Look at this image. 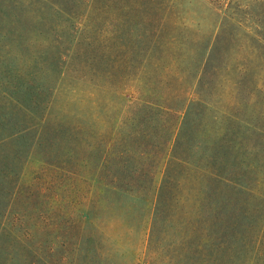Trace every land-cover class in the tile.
<instances>
[{
	"label": "rangeland",
	"instance_id": "374dc122",
	"mask_svg": "<svg viewBox=\"0 0 264 264\" xmlns=\"http://www.w3.org/2000/svg\"><path fill=\"white\" fill-rule=\"evenodd\" d=\"M51 1L26 0L22 9H44L47 5L68 10L74 18H65L67 21L61 20L60 25L65 31L70 26L76 28L81 42L95 44L108 56L106 69L120 80L113 81L119 88L113 87L123 94L121 99L114 97L110 88H103L106 82L91 76L90 70H82L76 59L64 69L47 118L34 132L25 129L31 125L25 108L0 104V138L36 137L17 163L9 139L0 147V264H264V199H250L244 218L250 232L242 243H234L237 251L230 248L225 260L213 263L192 253L207 239L203 229L207 228L208 217L201 210L206 185L203 180L197 181L199 171L169 165L165 147L151 157L156 171L153 186L141 195L142 199L121 200L119 193H108L103 181L95 180L97 172L92 166L84 167L79 161L71 168L66 149L62 146L58 150L46 141L48 137H62L66 125L81 127L86 137L103 136L107 141L124 137L128 131L142 130L156 137V124L152 122L151 126L138 122L130 125L126 120L130 106L147 100L170 105L168 94L173 87L188 90L190 99L197 101L192 77L202 72L204 48L221 32L233 33L235 43L229 47L223 75L213 85L216 108L219 112L236 108L249 125H243L244 135L259 137L252 128L264 133V0H168L176 33L186 37L177 47L185 56L173 62L163 59L165 67L160 69L153 67L155 56L149 58L142 52L146 44L136 40L142 30L125 22L122 0ZM21 50L8 43L0 45V81L16 71H25L22 59L26 57L19 56ZM146 59L149 61L144 63ZM206 64V72L211 73L220 61ZM241 69L244 76L239 78ZM166 74L173 79H164ZM177 76H181L180 82L175 81ZM241 81L244 85L237 91L235 83ZM20 129L24 131L17 133ZM80 144L84 145L83 140ZM164 179L171 198L167 207L175 210L161 214L157 195L167 184ZM263 179L264 174L258 172L251 185L264 194ZM166 190L162 189V194ZM80 220H84L85 228L92 223L101 227L107 239L102 251L63 247L67 224ZM177 221H184L185 233L175 232ZM183 234L189 239L181 245ZM241 244L242 249L238 248Z\"/></svg>",
	"mask_w": 264,
	"mask_h": 264
},
{
	"label": "trees",
	"instance_id": "16d2710c",
	"mask_svg": "<svg viewBox=\"0 0 264 264\" xmlns=\"http://www.w3.org/2000/svg\"><path fill=\"white\" fill-rule=\"evenodd\" d=\"M23 1L26 0H0V45H14L22 49L19 56L22 54L25 55L22 57H26L22 59L26 64L25 71H16L0 81V104L25 108L31 122L25 129L34 132L47 118L46 112L55 100L64 69L71 66L76 59L80 60L77 64L82 70H90L91 76L106 82L103 88H110L108 91L121 99L123 93L113 87L114 85L119 88L113 81L120 80L115 73L106 69L108 56L101 53L95 44L89 41L87 43L86 40L81 42L76 28L70 26L65 31L64 25H60L61 20L67 21L65 18L74 16L68 10L49 8L47 5L44 9L42 6L25 11L22 9ZM122 1L126 10L125 22L129 27L142 30L136 40L146 44L142 49L146 56H155V69L165 67L162 64L163 59L173 62L185 56L181 50L178 53L177 47L186 37L176 33L174 20L168 11V0ZM57 19L59 22H55ZM80 43L81 47L78 46ZM233 43V33L221 32L204 48L203 70L192 77L197 101L190 99L188 90L173 87L168 94L170 105L163 106L147 100L130 106L131 114L126 115L130 125L138 122L151 126L154 123L156 137H150V134L142 130L128 131L124 137H113L107 141L103 136L86 137L81 127L66 125L61 131L62 137H48L46 140L51 141V147L61 150L63 146L66 149L64 153L71 168L74 169L79 161L84 167L92 166V170L97 172L95 180L103 181L102 186L104 185L108 193H119L121 200L142 199L141 195L153 186L156 171L151 165V157L154 154L159 155L165 147L168 152L165 160L169 165L175 163L182 168L199 171L197 181L203 180L206 185L201 210L208 217L207 228L203 229L206 230L207 239L192 253L203 255L204 260L213 263L225 260L223 258H226V252L230 248L237 251L234 243L237 240L242 243L246 233L250 232L249 228L246 229L248 226L244 220L249 213L250 199H264V194L253 189L251 185L253 175L258 172L264 174V133L253 127V133L259 137H246L248 135H244L242 127L245 125L247 128L249 125L239 117L236 108L223 111L220 109L219 112L213 97V85L223 75V65H226L224 61L229 57V47ZM146 61L149 60L146 59L144 63ZM211 61H220V64L213 67L216 71L208 73L205 65ZM170 66L172 64H169V68ZM241 72L242 69L239 71V78L244 76ZM170 76L166 74L162 77L167 79ZM175 79L180 82L181 76ZM155 82L160 83L158 80ZM235 84L238 87L234 88L240 91L244 82ZM23 131L20 129L17 133ZM54 131L57 130L53 129ZM35 138L2 137L0 147L8 143L6 141L9 139L13 143L14 160L17 163L25 148H31ZM81 140L84 145L80 144ZM67 171L75 174L71 170ZM167 179H164L167 184H163L164 188L157 195V209L162 206L161 214L167 209L175 210L167 207L171 199L168 198L169 192L166 190ZM162 189L166 190L165 194H162ZM182 210L181 208L180 211ZM83 221L67 224L63 247L78 251H102L107 244L103 230L95 223L85 228ZM163 221L166 223V218ZM177 222L178 228H175V232L182 230L185 233L187 226L184 221ZM73 229H76L75 233L72 232ZM186 238L188 241L189 237L183 234L181 245L186 243ZM238 248L242 249L243 245ZM184 253L187 255L188 251ZM188 258H191L190 255Z\"/></svg>",
	"mask_w": 264,
	"mask_h": 264
}]
</instances>
